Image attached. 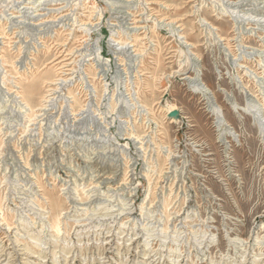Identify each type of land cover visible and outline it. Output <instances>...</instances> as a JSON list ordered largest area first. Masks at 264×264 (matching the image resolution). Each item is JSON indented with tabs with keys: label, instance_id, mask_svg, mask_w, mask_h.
<instances>
[{
	"label": "rangeland",
	"instance_id": "rangeland-1",
	"mask_svg": "<svg viewBox=\"0 0 264 264\" xmlns=\"http://www.w3.org/2000/svg\"><path fill=\"white\" fill-rule=\"evenodd\" d=\"M0 264H264V0H0Z\"/></svg>",
	"mask_w": 264,
	"mask_h": 264
},
{
	"label": "bare ground",
	"instance_id": "bare-ground-1",
	"mask_svg": "<svg viewBox=\"0 0 264 264\" xmlns=\"http://www.w3.org/2000/svg\"><path fill=\"white\" fill-rule=\"evenodd\" d=\"M18 87V86H17ZM18 97H21V95H19Z\"/></svg>",
	"mask_w": 264,
	"mask_h": 264
}]
</instances>
